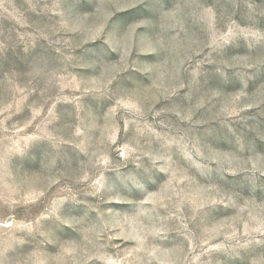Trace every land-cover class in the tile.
I'll return each instance as SVG.
<instances>
[{"label":"rangeland","instance_id":"374dc122","mask_svg":"<svg viewBox=\"0 0 264 264\" xmlns=\"http://www.w3.org/2000/svg\"><path fill=\"white\" fill-rule=\"evenodd\" d=\"M0 264H264V0H0Z\"/></svg>","mask_w":264,"mask_h":264}]
</instances>
